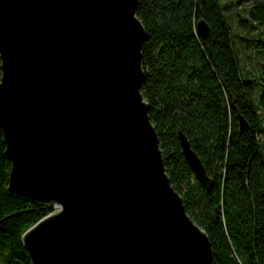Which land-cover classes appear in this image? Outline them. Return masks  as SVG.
I'll use <instances>...</instances> for the list:
<instances>
[{"label":"water","instance_id":"1","mask_svg":"<svg viewBox=\"0 0 264 264\" xmlns=\"http://www.w3.org/2000/svg\"><path fill=\"white\" fill-rule=\"evenodd\" d=\"M134 4L0 0L6 188L53 205L21 232L31 264H212L139 90L144 30ZM207 27L195 20L200 36ZM246 126L238 113V129ZM176 136L206 183L188 138L179 128Z\"/></svg>","mask_w":264,"mask_h":264},{"label":"trees","instance_id":"2","mask_svg":"<svg viewBox=\"0 0 264 264\" xmlns=\"http://www.w3.org/2000/svg\"><path fill=\"white\" fill-rule=\"evenodd\" d=\"M240 1V0H236ZM135 0L139 83L163 168L187 214L208 236L212 264H264V59L244 55L228 17L254 30L264 58V0ZM204 18L202 36L195 20ZM247 126L239 130L237 114ZM198 155L201 182L183 158L176 129ZM9 160L0 130V264H31L21 232L52 207L6 188ZM8 215L4 216L5 214Z\"/></svg>","mask_w":264,"mask_h":264},{"label":"rangeland","instance_id":"3","mask_svg":"<svg viewBox=\"0 0 264 264\" xmlns=\"http://www.w3.org/2000/svg\"><path fill=\"white\" fill-rule=\"evenodd\" d=\"M230 1L232 4L231 6L234 9H238V10L241 9L240 4L242 6L247 4L245 0H240V1L230 0ZM224 15L230 23V29L235 32H237V30L239 31V35L236 36V38H237V44L241 49V54L244 55L246 53L248 46L252 44H257L258 46L257 64L261 62L264 58H263V52L260 51V44L258 43L256 39L257 33L254 30L249 31V32L243 31V28H241L240 26H237V24L235 25V21L231 19L230 17H228L226 11L224 12ZM51 207L53 208V205Z\"/></svg>","mask_w":264,"mask_h":264}]
</instances>
